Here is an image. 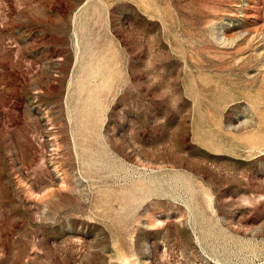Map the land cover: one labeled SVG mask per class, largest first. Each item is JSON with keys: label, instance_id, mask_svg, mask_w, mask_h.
<instances>
[{"label": "rangeland", "instance_id": "1", "mask_svg": "<svg viewBox=\"0 0 264 264\" xmlns=\"http://www.w3.org/2000/svg\"><path fill=\"white\" fill-rule=\"evenodd\" d=\"M0 264H264V0H0Z\"/></svg>", "mask_w": 264, "mask_h": 264}]
</instances>
